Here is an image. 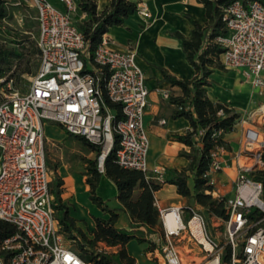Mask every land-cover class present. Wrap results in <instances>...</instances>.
<instances>
[{
    "label": "built area",
    "instance_id": "built-area-1",
    "mask_svg": "<svg viewBox=\"0 0 264 264\" xmlns=\"http://www.w3.org/2000/svg\"><path fill=\"white\" fill-rule=\"evenodd\" d=\"M60 2L63 9L50 0H16L36 12L40 65L26 88L8 82V89H0V219L15 227V232L0 243V264H87L63 242L54 214L44 121L55 122L95 144L100 172L105 157L116 146L117 163L141 170L147 177L149 139L143 116L149 90L137 53L132 47L112 48L106 32L90 52L71 16L76 11L75 2ZM135 12L145 20L150 17L144 2L137 4ZM222 12L226 34L215 41L224 48L223 65L239 69L264 95V3L233 0ZM102 86L108 100L119 105V117L106 104ZM262 107L264 103L249 117L258 113L264 119ZM244 142L245 151L237 155L235 193L225 199L228 218H218L225 226L222 240L208 231L205 215L197 208L190 207L185 216L181 206H159L154 198L164 236L159 264H184L174 240L185 237L200 247L203 257L199 264H264L262 183L249 176L264 165V134L248 127ZM223 148L211 154L209 168L202 173L213 186L214 174L222 168ZM155 173L154 179L163 183L162 170L156 168ZM215 193L217 198L223 197L213 189ZM252 212L254 216H250ZM169 213L176 223L174 228L167 224Z\"/></svg>",
    "mask_w": 264,
    "mask_h": 264
},
{
    "label": "trees",
    "instance_id": "trees-1",
    "mask_svg": "<svg viewBox=\"0 0 264 264\" xmlns=\"http://www.w3.org/2000/svg\"><path fill=\"white\" fill-rule=\"evenodd\" d=\"M198 1L204 7L206 21L202 24L186 15L192 26L190 34L185 36L179 31L173 32L180 40L181 49L185 59L193 67L194 75L191 78H176L161 69L165 79L171 85L178 86L182 92V95L172 98V102L177 106L174 115L184 116L190 122V128L184 134L177 136V139L189 148L188 151L182 152L188 163L179 171L171 170V175L164 181L174 184L178 194L198 205L197 209L206 214L209 221L212 217L224 221L228 218V210L225 207L226 197L213 196L214 186L202 177V173L209 168L211 154L218 147H230L224 138V133L232 131L241 117L239 111L225 102L211 100L206 93V88L212 84L209 75L214 69L225 67L221 60L224 48L215 41V38L226 34L222 7L233 0ZM242 1L246 3L248 0ZM260 1L264 3V0ZM77 5L85 16L75 22L88 41L90 52L100 42L103 33L108 32L112 26L122 24L137 8V3L133 0H108L100 11L97 9L96 0H78ZM8 15L7 0H0V35L10 37V44L0 42V79H2L0 89L4 90L8 89L9 81L13 83V87H18L23 75L36 74L40 65L39 48L36 44H32L29 36L18 37L11 29L3 26L2 22L8 18ZM32 55L37 56L34 70L27 64ZM23 63H25L23 67L10 72L14 64L20 66ZM102 94L106 104L115 109L116 117H119V105L108 100L104 86H102ZM200 131L202 133H199ZM72 136L98 154L99 149L95 144L83 136ZM114 138L116 139V134ZM115 147L113 146L105 157L103 172L97 169L96 157L86 159V181L89 184L90 200L107 213V217H95V228L91 237L76 225L75 219L61 204L58 188L60 181H57V188L50 189L54 195L51 204L59 222V230L70 242L71 249L87 264H134V257L130 256L126 249V244L131 239H135L139 245L148 243L146 249L155 247V241L150 239L149 235L155 233L160 226L159 210L154 204V193L159 189L160 183L146 177L141 170L120 166L115 157ZM262 161H264V153H262ZM102 173L115 184L116 199L121 209L128 212L130 229L117 226L118 209L109 206L107 200L97 194L96 189ZM249 176L262 183L261 198L264 199V165L250 172ZM190 207L193 206L186 205L185 210L189 212ZM250 216H254V213L252 212ZM14 232L15 227L12 223L0 219V243ZM99 243L116 247V251L109 252L101 248Z\"/></svg>",
    "mask_w": 264,
    "mask_h": 264
},
{
    "label": "crops",
    "instance_id": "crops-1",
    "mask_svg": "<svg viewBox=\"0 0 264 264\" xmlns=\"http://www.w3.org/2000/svg\"><path fill=\"white\" fill-rule=\"evenodd\" d=\"M73 1L76 4L79 19H82L85 14L79 10L78 0ZM133 1L137 4L140 2L146 3L150 17L145 20L134 12L125 18L122 24L112 26L106 33L109 37V45L112 48L126 50L128 47H132L137 53L136 60L144 71L145 84L149 90V105L143 116V124L149 139L147 177L154 179L156 176L155 169L157 168L162 170L165 180L171 175V170L179 171L188 163V159L182 155V152L188 151L189 148L180 142L177 136L184 134L190 128V122L184 116L174 115L177 106L172 102V98L182 95V92L178 86L171 85L165 79L161 69L176 78H191L194 75L193 67L185 59L180 40L175 37L173 32L179 31L188 36L192 26L186 15L203 24L206 21L205 10L198 0ZM96 3L97 9L100 11L108 3V0H96ZM55 5L59 7L62 5L64 8L62 2ZM224 68L228 71L216 68L209 75L212 84L206 88L208 97L213 101L225 102L240 113L254 108L257 101L255 96L256 94L261 96V94L249 81L245 80L239 69ZM165 92L168 93L167 96L164 95ZM161 119H164L165 122L161 123ZM246 123L249 122L246 120L239 121L232 131L224 133V138L230 147L223 148L220 156L222 168L214 174L216 184L213 189L225 197H231L235 193L232 184H234L237 175V155L245 151L244 135L248 128L245 125ZM43 127L45 150L47 145H55V139H62L66 135L73 137L72 134L55 122L44 121ZM261 128L262 134H264V126ZM86 149L88 148L86 147ZM89 151L92 152V150ZM86 159L93 158L84 154L69 158L61 154L55 160L46 154V163L50 170V189L57 188V181H60L58 188L60 189L61 204L67 208L69 215L75 219L76 225L91 237L92 230L95 228V217H107V213L90 200L89 184L86 181ZM104 178L109 179L102 173L96 192L108 203L109 197L100 191L101 182ZM116 193L117 190L113 195L115 205L112 207L118 209L117 226L122 218H126L128 226L125 229H130L131 221L128 212L121 209L116 199ZM213 196L216 197V193ZM154 197L159 206H181L185 216L189 214L185 210L186 205L199 208L192 200L178 194L174 184L165 181L160 183ZM53 199L54 195L51 193V202ZM211 220L215 224L221 223L215 217H212ZM121 227L124 228L122 224ZM161 234L163 235V230L160 225L157 231L149 236H152V239H157L159 236L161 237ZM63 239L65 245L71 248L69 241L64 236ZM99 244L105 250L112 249L113 252L116 251V247H109L104 243ZM137 245L136 240L131 239L126 244L128 254L134 257V264L140 263L139 258L144 259V262L147 263V259L139 251L137 252ZM132 250L136 253H132Z\"/></svg>",
    "mask_w": 264,
    "mask_h": 264
},
{
    "label": "rangeland",
    "instance_id": "rangeland-1",
    "mask_svg": "<svg viewBox=\"0 0 264 264\" xmlns=\"http://www.w3.org/2000/svg\"><path fill=\"white\" fill-rule=\"evenodd\" d=\"M54 4H60L59 0H50ZM7 7H8V18L4 19L2 24L6 29H11L13 32L18 37H23V36H29V40L32 41V44H35V38L37 36V31H38V24H37V19H36V12L34 8H32L29 5L26 4H18L16 3V0H7ZM59 7V6H58ZM61 9H63V6L60 5ZM72 18L76 21L79 19V15L77 11L73 12L71 14ZM9 35H0V42H3L4 44H10V39ZM37 56L32 55L28 61L27 64L34 70L35 64L37 63ZM25 63L20 64H14L12 66V69L10 72L13 70H16L18 68H21L24 66ZM222 70L228 71V69L223 68ZM9 72V73H10ZM33 75L31 74H24L23 75V80H21L18 83V88H26L28 84L30 83L31 78ZM1 81V80H0ZM11 82V81H9ZM28 83V84H27ZM8 84V83H7ZM8 86V85H7ZM11 86H13V83L11 82ZM1 90H3L1 88ZM1 97V95H0ZM255 99L257 100L254 104V108H251L250 110L241 113L240 120L244 118L246 121L249 123H246L245 125L250 127V128H255L258 129L261 133V127L264 126V119L260 118L258 113H255L252 117H249L250 114L253 111H256L262 103H264V95H258L256 94ZM239 120V121H240ZM60 138V137H56ZM55 145H47L46 146V154L49 155V157L57 160V158L63 154L64 157H69V158H74L78 157L82 154L89 156L91 158L97 157L96 152H90L88 149H86L85 146H83L78 140L74 139L73 137H70L69 135L63 137L62 139H55L54 141ZM49 146V148H48ZM53 162V161H50ZM234 186V184H232ZM100 191L109 197L108 204L109 206H114L115 205V198L114 194L116 192L115 185L107 178H104L101 182V187ZM204 214V213H203ZM206 226L209 232L212 234L217 235V237L222 240L223 236L221 233L224 230V223H213L212 220H208L206 214ZM124 228L128 226V220L126 218H122L120 222L118 223V227H121V224ZM217 233V234H216ZM150 239H152V236H149ZM155 241V247L153 249H146V246H148V243H145L143 245H137L136 250L137 252L139 251L149 263L152 264H159V259L161 257V246L164 244V238L163 235L161 234V237L159 236L157 239H152ZM63 242L65 240L63 239ZM177 249L179 250L181 257L183 259L184 264H199L202 261L203 253L200 250V247L195 244L193 240H187L185 237L184 239H178L175 238L174 240ZM70 245V242H69ZM109 252H113L112 249L107 250ZM132 253H136V251L132 250ZM117 255V254H116ZM140 256V255H139ZM140 263L138 264H149L148 262H144V259L139 258Z\"/></svg>",
    "mask_w": 264,
    "mask_h": 264
},
{
    "label": "bare ground",
    "instance_id": "bare-ground-1",
    "mask_svg": "<svg viewBox=\"0 0 264 264\" xmlns=\"http://www.w3.org/2000/svg\"><path fill=\"white\" fill-rule=\"evenodd\" d=\"M261 110H264V107H262ZM261 110H260V111H261ZM166 219H167V224H168V226H169L170 228H174L175 225H176V223H175V221H174V219H173V217H172V215H171L170 213L167 214Z\"/></svg>",
    "mask_w": 264,
    "mask_h": 264
}]
</instances>
